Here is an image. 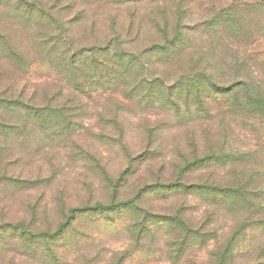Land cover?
I'll return each instance as SVG.
<instances>
[{
	"label": "rangeland",
	"instance_id": "obj_1",
	"mask_svg": "<svg viewBox=\"0 0 264 264\" xmlns=\"http://www.w3.org/2000/svg\"><path fill=\"white\" fill-rule=\"evenodd\" d=\"M247 55L264 88V0H0V264H264Z\"/></svg>",
	"mask_w": 264,
	"mask_h": 264
},
{
	"label": "trees",
	"instance_id": "obj_2",
	"mask_svg": "<svg viewBox=\"0 0 264 264\" xmlns=\"http://www.w3.org/2000/svg\"><path fill=\"white\" fill-rule=\"evenodd\" d=\"M47 15V13L45 14ZM55 50H59V54L60 56H65L66 51L63 49H60L58 46H51L49 49V52H54ZM108 48L106 49H102L100 48V52L102 53L103 57L108 56L110 53L107 51ZM89 54H96L95 52L87 51H81V52H76L70 55V60H65L64 62V69H68L70 67V69H72V71L74 73L76 72H82V68L76 67L74 66V61L76 58H84V55H89ZM116 54V62H122L123 58L122 56H118L117 52ZM118 57V58H117ZM87 59V58H86ZM241 61H239V63H237V67L239 70L243 71V75L240 79V81L236 82L235 84H232V88L231 87H227L228 91L234 92L235 97L239 98V95H241L240 93H243L242 96V102H241V108L242 111L248 113L250 116L256 118V119H263L264 118V88L262 87L261 83L259 80L254 79L253 78V73H252V69H254V65L251 62V60H253V58L250 55L245 56L244 58L240 57ZM84 62V61H82ZM72 64V65H71ZM230 88V89H229ZM239 90H235L238 89ZM226 90V88H225ZM200 91V88H199ZM4 100L2 98H0V102ZM7 100V99H5ZM11 101V100H10ZM4 102V101H3ZM15 103L13 104H17V105H21L19 100H14ZM23 104V103H22ZM25 105V104H24ZM22 106V105H21ZM28 106V105H27ZM28 108L30 109V112L32 113V109L30 108V106H28ZM30 113V114H31ZM38 113H36V115L38 116ZM226 159L228 160L231 156L230 153L225 155ZM246 156H248V154H242L240 156L238 155H234L231 159V163H237L240 159L245 158ZM216 161H218L221 157L217 156L215 157ZM234 158V159H233ZM206 189H211V190H215V191H219L222 194H226L230 196V199H232L233 201H244V202H249L250 200L252 201L253 198L257 197V194H259L260 190H257V188L260 187V181L258 179V177H256L255 174H253L250 177H246L244 178L242 173H237L235 174L234 178L229 181L228 184H226L225 186L221 187L217 184L214 185H207L205 186ZM253 188V189H250ZM253 197V198H252Z\"/></svg>",
	"mask_w": 264,
	"mask_h": 264
}]
</instances>
